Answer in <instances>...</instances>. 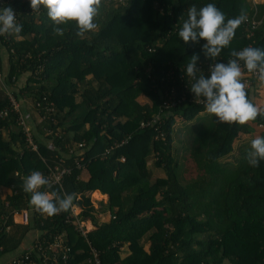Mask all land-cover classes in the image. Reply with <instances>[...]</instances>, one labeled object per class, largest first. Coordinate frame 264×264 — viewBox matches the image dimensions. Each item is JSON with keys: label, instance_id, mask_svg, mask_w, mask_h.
Returning <instances> with one entry per match:
<instances>
[{"label": "trees", "instance_id": "trees-1", "mask_svg": "<svg viewBox=\"0 0 264 264\" xmlns=\"http://www.w3.org/2000/svg\"><path fill=\"white\" fill-rule=\"evenodd\" d=\"M208 3L226 19L243 11L247 19L260 20L250 41L264 49V3L254 6L250 0H128L117 7L102 0L98 32L83 37L74 21L59 26L63 36L55 34L47 9L32 11L30 0L2 1L0 7H12L23 28L19 36L0 35V189L6 190L0 196V258L17 252L23 238L37 230L33 245L65 232L68 264H89V245L101 264H264V160L249 165L251 144L223 159L244 134L258 130L255 138L264 136V117L229 126L214 116L200 130L189 129L186 152L194 169L187 181L176 156L178 124L206 118L198 116L205 105L190 99L194 81L186 66L198 55L197 77L201 72L207 77L205 63H211L202 50L206 41L185 43L178 33L188 8ZM246 34L241 24L216 59L227 63L232 50L247 44ZM90 73L95 85L84 83ZM165 101L176 105L165 109ZM20 116L29 128L30 118L37 133L30 128L27 136ZM69 116L71 127L65 126ZM79 142L85 146L69 152ZM79 158L81 168L74 162ZM151 158L164 177H151ZM60 159L70 172L61 186L41 191L74 194L80 218L95 227L85 236L66 222L69 210L41 214L23 190L24 178L33 171L46 177ZM83 169L87 180L80 179ZM93 190L107 194L97 213L109 210V222L98 221L89 197ZM25 208L32 210L28 222H14L13 214ZM126 244L128 254L122 256Z\"/></svg>", "mask_w": 264, "mask_h": 264}, {"label": "clouds", "instance_id": "clouds-1", "mask_svg": "<svg viewBox=\"0 0 264 264\" xmlns=\"http://www.w3.org/2000/svg\"><path fill=\"white\" fill-rule=\"evenodd\" d=\"M102 0H30L32 11L38 12L43 6L47 15L56 25L54 33L64 35V28L74 21L77 35L83 37L86 33L96 34L99 24L95 22L99 15ZM247 20L242 11L234 18L226 19L225 14L213 3L197 9L193 4L188 8V18L183 22L178 36L185 42L199 43L206 41L202 50L206 58L215 61L223 49L229 47L234 39L236 30ZM23 26L17 23L16 14L12 7H0V35H16L22 32ZM90 38V37H89ZM232 59L227 63L215 62L209 65L210 75L205 76L196 67L198 55H192L186 66L187 77L192 78L191 92L195 101H202L209 114L218 121L229 126L245 125L264 117V111L256 106L248 97L246 84L243 81V68L249 73H257L264 82V49L245 47L240 51L232 50ZM247 162L252 167H258L264 160V136H257L251 141V150L246 155ZM51 188L50 180L39 171H33L23 180V190L31 194L30 204L36 211L51 217L68 211L72 206L74 194L41 191L44 187Z\"/></svg>", "mask_w": 264, "mask_h": 264}, {"label": "built area", "instance_id": "built-area-1", "mask_svg": "<svg viewBox=\"0 0 264 264\" xmlns=\"http://www.w3.org/2000/svg\"><path fill=\"white\" fill-rule=\"evenodd\" d=\"M3 0H0V4H2ZM110 5L113 6H124L127 4L128 0H104ZM260 23V20H254L252 19H247L244 23L245 30L247 31L246 38L248 39V42L246 45L241 47L238 51L244 49L245 47H252V42L250 39L253 37V34L258 27ZM231 57L230 59H232ZM215 62H223L224 61L220 59H216L215 61L211 60V63H205V66H207L206 70L204 71L205 74H210L209 71V65ZM242 65V71L244 72V77L243 81L246 84V91L249 93L251 86H252V81H260L258 78L257 73H249L245 68H243V62H241ZM171 95V94H170ZM10 101L12 103V106L14 109L18 110V103L16 100L9 95ZM172 97V96H171ZM185 98V97H183ZM168 99L171 100V98L168 96ZM191 101L194 103H200L204 104L202 101L196 102L195 101V95L192 96ZM178 102V101H177ZM175 103H170L169 101L163 102V108L168 109L170 106H175ZM51 110V109H49ZM162 110V109H161ZM6 111L2 112L1 115H5ZM20 124L24 126V130L27 133L28 136V131L29 127L25 125V123L22 120V117L20 116ZM144 126V125H143ZM160 136L162 139H164V134L160 133ZM158 138V135L156 136ZM29 144L31 145V148L36 150L37 146L32 142L30 138H28ZM124 141H122L123 143ZM84 146V143L80 142L77 144L76 149L82 148ZM116 146H119L117 144ZM74 149V150H76ZM70 148L69 152H73ZM108 150H106L105 153H107ZM121 160H124L121 158ZM82 158H79L78 160H75V164L77 168H81L83 166V163L81 162ZM64 159H60L59 162L53 166V168H50L46 177L50 180L51 184L53 185H58L61 186L62 182V177L70 172V168L67 167L65 164ZM17 175V173H16ZM23 177L21 176V179ZM80 196L77 197L79 199ZM34 210V208H33ZM31 208L27 209H22L20 212H16L13 214V221L16 223H22L26 224L28 222V219L30 218V212ZM82 211L81 207L78 204L72 203V206L69 209L68 216L66 217V222H71L74 224V228L80 232L83 236L86 235V231L83 229V222L84 220L80 218V212ZM66 234L65 232H61L59 234H56L53 236V240L50 243H45V242H36L28 252L22 254L21 256H11L7 261L1 264H68L69 263V256H70V247L68 245V240L65 238ZM89 245V243H88ZM89 258L87 262L89 264H101L100 261V256L97 250H95L94 247H91L89 245Z\"/></svg>", "mask_w": 264, "mask_h": 264}, {"label": "crops", "instance_id": "crops-1", "mask_svg": "<svg viewBox=\"0 0 264 264\" xmlns=\"http://www.w3.org/2000/svg\"><path fill=\"white\" fill-rule=\"evenodd\" d=\"M251 1V3L255 6V5H259V4H263L264 3V0H250ZM252 47H254V43H253V41H252ZM2 53H3V56H5V53H4V50L2 51ZM5 66V65H4ZM27 78V76H21L20 77V79L22 80H24V79H26ZM85 82V84H92V85H95V79L94 78H92L91 77V73L90 74H88L86 77H85V80H84ZM258 83H260V84H264V82H261V81H255V80H253L252 81V86H251V89H250V91H249V93H248V97H249V99L256 105V106H262L263 107V109H264V85H262V86H260V87H258L256 84H258ZM258 89H260V90H258ZM263 89V90H262ZM259 94V95H258ZM77 101H79V99H77ZM30 104V103H29ZM33 113V112H32ZM32 113H30V112H28V116H30L31 118H34L35 119V117L33 116V115H35L34 113H33V115H32ZM36 116V115H35ZM198 116H203V117H206V118H209V117H214L212 114H209L207 111H206V109L204 110V111H202ZM73 119H74V116H69L68 118H67V121H66V123H65V126H67V127H71V123H72V121H73ZM120 119H122V120H125L126 118L125 117H121ZM29 120H30V123H31V130H32V132H34V133H37V129H36V126H35V123L29 118ZM88 127V124H85V128H87ZM177 127V126H176ZM69 131H70V134L73 132V130H71V129H69ZM245 135H248V134H244L243 136H245ZM242 136V137H243ZM241 137V138H242ZM243 139V138H242ZM71 142H76V141H73V138H71V140H70ZM80 143V142H79ZM82 143H84V142H82ZM78 144V143H77ZM77 144H73L70 148L72 149V150H74V149H76V145ZM235 143H233V145H234ZM84 146H85V143H84ZM81 148H78V150H80ZM124 159V158H123ZM121 161H123V160H121ZM148 168L151 170V171H156V172H159V171H161L162 170V168H158V167H155V165H154V162H153V160H152V158H151V160L149 161V163H148ZM88 177H89V174H88V172H87V170L86 169H83L82 171H81V173H80V179H82V180H87L88 179ZM152 177V176H151ZM158 177H161V176H158ZM5 191L6 190H1L0 189V196H1V198H3L4 196H5ZM87 195H88V193H87ZM89 197H90V200H91V203L93 204V207H94V209H96V213H97V210L99 209V207H101V203H106L107 202V198H108V196H107V194H102L99 190H93V191H90L89 192ZM99 199V200H98ZM32 212V211H31ZM31 212H30V215H31ZM97 215H98V221L99 222H109L110 221V218H111V213H110V211L109 210H106V211H104L103 213H97ZM106 216L108 217V219H106ZM95 227H94V225L92 224V222L90 221V219H87V220H85L84 222H83V229L86 231V232H88V231H91V230H93ZM38 231L36 230H33V231H31L30 233H28L24 238H23V241H22V243H21V245H20V248L18 249V251L17 252H15L14 254H17V253H20L21 252V250H25V249H29L30 247L32 248V246H33V240H34V238L38 235ZM147 242V241H146ZM148 246H149V243H148ZM124 248L126 249V251L124 250L123 251V253H124V256L126 255V254H128V248H127V244L124 246ZM123 248V249H124ZM148 250V249H147ZM12 254V255H11ZM13 253H9V255H4V256H2L1 258H0V262H2L4 259L3 258H5V259H7V258H10L11 256H13L14 255Z\"/></svg>", "mask_w": 264, "mask_h": 264}, {"label": "rangeland", "instance_id": "rangeland-1", "mask_svg": "<svg viewBox=\"0 0 264 264\" xmlns=\"http://www.w3.org/2000/svg\"><path fill=\"white\" fill-rule=\"evenodd\" d=\"M258 87L264 85V84H256ZM260 90V89H258ZM263 90V89H262ZM259 95V94H258ZM259 108L262 110L263 107L262 106H259ZM264 110V109H263ZM208 118H203L201 121H200V118H195L191 121H183V122H180L178 124V129L176 130V132L174 133L173 137L175 139V151H176V156H177V159L179 161V163L181 164L182 168H181V172L182 174L184 173V180L187 181L190 177V175L193 173V169H194V164L192 165V163H190V161L193 160V158L190 156V154L188 152H186V149H187V146L186 144L188 143V138H189V129H196V131L200 130L201 129V126L203 124H205L206 122H208ZM261 128V127H260ZM259 134V131H253L252 133L250 132V134L248 135H245L243 136L242 138L240 139H237L233 145V149H232V152L230 155H228L226 158H223L224 161H228V160H231L234 155H236L238 153V148L240 146H243V145H249L251 144V139H254L256 135ZM251 147V145H250ZM184 149V150H183ZM151 171V170H150ZM189 172V173H188ZM151 176L152 178H156L158 176H165L164 174V170L162 169L161 171L159 172H156V171H151ZM99 200V199H98ZM106 219H108V217L106 216ZM148 241L144 242V249L147 250L148 249ZM124 248V247H123ZM122 248V256H124V253L123 251L126 249ZM128 248V246H127ZM148 251V250H147ZM12 255V254H11ZM5 259V258H3Z\"/></svg>", "mask_w": 264, "mask_h": 264}]
</instances>
